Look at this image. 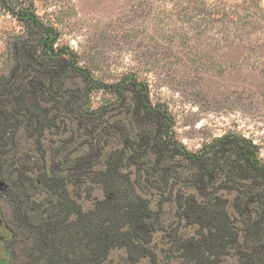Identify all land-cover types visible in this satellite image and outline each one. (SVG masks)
I'll return each instance as SVG.
<instances>
[{
  "label": "trees",
  "instance_id": "obj_1",
  "mask_svg": "<svg viewBox=\"0 0 264 264\" xmlns=\"http://www.w3.org/2000/svg\"><path fill=\"white\" fill-rule=\"evenodd\" d=\"M152 1L155 23L173 22L169 27L180 30L176 36L185 41L214 37L229 45L244 43L255 34L264 38L261 0ZM0 4L12 14L25 13L42 32L36 45L24 48L25 67L35 74L0 84V201L10 210L6 217L14 233L8 243L13 249L10 263L98 264L100 255H107L118 242L130 250L140 248L151 231L144 210H154L153 202L142 195L143 184H155L160 196L168 189L174 209L193 222L195 232L185 240V263L214 264L221 249L236 243L240 235L231 222L238 210L245 226L243 239L259 252L258 246H264V162L252 138L227 132L201 150H188L174 135L168 108L152 102L147 79L130 72L117 84L95 82L76 52L55 46L57 34L35 11L23 9L18 0ZM65 65L114 93L117 103L132 110V119L90 108L77 117L72 103L62 97L58 108L68 119L75 117L72 124L77 134L85 132L86 142L80 154L62 146L47 160L41 158L45 155L41 144L56 126L57 115L51 114L43 95L52 98L63 89ZM20 129L30 143L19 156ZM129 133L134 142L128 141ZM105 137L116 141L106 148ZM63 142L69 145L73 139ZM99 151L101 169L92 166ZM129 165H136L134 180L126 174ZM91 176L102 182L105 198L86 208L75 195ZM178 179L184 180L185 190L175 191Z\"/></svg>",
  "mask_w": 264,
  "mask_h": 264
},
{
  "label": "rangeland",
  "instance_id": "obj_2",
  "mask_svg": "<svg viewBox=\"0 0 264 264\" xmlns=\"http://www.w3.org/2000/svg\"><path fill=\"white\" fill-rule=\"evenodd\" d=\"M18 1L23 9L35 11L54 30L58 36L55 46L77 53L79 64L95 82L117 84L130 72L147 79L152 102L168 108L174 120V135L188 150H201L221 135L237 132L253 139L264 162V38L255 34L244 43L235 41L229 45L217 42L214 37L185 41L176 36L180 30L169 27L173 22L155 23L152 0ZM144 3L150 5L143 6ZM261 3L264 6V0ZM41 36V30L25 13L12 14L0 4V84L8 79L18 82L35 74L25 67L28 58L24 57V48L36 45ZM63 58L69 60L68 56ZM65 70L63 89L52 98L43 95L51 114L57 115L56 126L41 144L45 155L40 157L47 160L49 154L62 146L80 154L86 142L85 132L77 134L78 128L72 124L75 117L68 119L63 109L58 108L62 97L72 103L77 117L90 108L116 118L132 119V110L117 103L114 93L96 87L91 80L70 71L67 65ZM129 93L124 97H129ZM128 136L131 139L127 140L134 142L133 134ZM69 138L73 143L63 142ZM114 141L113 137H105L102 145L109 148ZM16 143L20 156L30 143L23 129L16 133ZM102 165L99 151L92 166L101 169ZM127 167L126 174L134 180L132 169L136 165ZM154 185H142V195L153 202L154 209L143 213L151 229L144 243L132 251L118 242L109 248L107 255H100L103 257L98 264H187L185 240L194 234V224L174 209L168 189L160 196ZM185 187L183 179L175 182V191ZM104 194L102 182L91 176L79 187L75 199L82 200L87 208L104 199ZM9 213L6 203L0 201V264H16L9 262L12 247L8 243L14 237L7 220ZM232 216L231 225L240 237L220 250L214 264H264V246L260 244L259 252H253V242L243 239L246 232L240 211Z\"/></svg>",
  "mask_w": 264,
  "mask_h": 264
}]
</instances>
